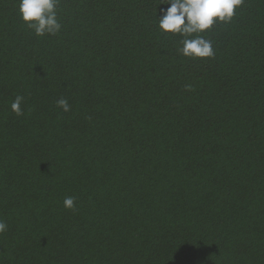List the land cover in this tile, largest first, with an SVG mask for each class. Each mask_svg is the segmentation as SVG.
I'll use <instances>...</instances> for the list:
<instances>
[{
  "label": "trees",
  "instance_id": "obj_1",
  "mask_svg": "<svg viewBox=\"0 0 264 264\" xmlns=\"http://www.w3.org/2000/svg\"><path fill=\"white\" fill-rule=\"evenodd\" d=\"M161 2L59 0L40 37L0 0V264H264V0L203 59Z\"/></svg>",
  "mask_w": 264,
  "mask_h": 264
},
{
  "label": "clouds",
  "instance_id": "obj_2",
  "mask_svg": "<svg viewBox=\"0 0 264 264\" xmlns=\"http://www.w3.org/2000/svg\"><path fill=\"white\" fill-rule=\"evenodd\" d=\"M58 3L59 0H18L17 11L21 21L33 30L36 36H54L62 28L57 13ZM243 3L244 0H162L160 4H166L168 7L160 8L159 15L156 11L157 27L161 34L179 35L182 38L178 52L183 57L213 58V43L206 39L203 33L217 23H231L236 9ZM23 102L24 97L17 95L10 105L17 116L23 115ZM56 104L64 112L70 111L71 106L67 99L60 98ZM63 203L66 208H74L75 198L67 196ZM6 230L7 224L0 220V233Z\"/></svg>",
  "mask_w": 264,
  "mask_h": 264
}]
</instances>
